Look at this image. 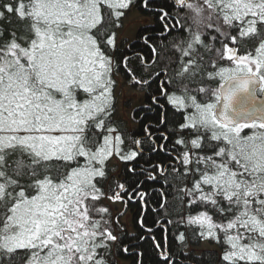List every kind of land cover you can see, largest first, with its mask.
<instances>
[{
  "label": "snow or ice",
  "instance_id": "snow-or-ice-1",
  "mask_svg": "<svg viewBox=\"0 0 264 264\" xmlns=\"http://www.w3.org/2000/svg\"><path fill=\"white\" fill-rule=\"evenodd\" d=\"M201 242L264 264V0H0V264Z\"/></svg>",
  "mask_w": 264,
  "mask_h": 264
},
{
  "label": "rangeland",
  "instance_id": "rangeland-1",
  "mask_svg": "<svg viewBox=\"0 0 264 264\" xmlns=\"http://www.w3.org/2000/svg\"><path fill=\"white\" fill-rule=\"evenodd\" d=\"M143 16H144L143 13H141L140 11H134L132 14H130L129 19L127 21H125V26H126V29L128 31L130 38H131L133 31L137 27L139 19ZM139 102H140L139 94H136L132 97V101L128 105V107L131 108L133 105H136ZM126 112H127L126 109H120L118 106V116H120L121 118H125ZM129 126H131L130 123H129ZM194 248H195L197 253H199L200 249H205V251H215L217 253H219V251H220V249L213 243L201 242L199 246L194 247Z\"/></svg>",
  "mask_w": 264,
  "mask_h": 264
},
{
  "label": "trees",
  "instance_id": "trees-1",
  "mask_svg": "<svg viewBox=\"0 0 264 264\" xmlns=\"http://www.w3.org/2000/svg\"><path fill=\"white\" fill-rule=\"evenodd\" d=\"M141 13H143L142 11H140ZM143 15H146L145 13H143ZM139 115V114H138ZM174 233V229H173V232H170V239H171V236L172 234ZM214 244V243H213ZM200 244L198 245H193V247H197L199 246ZM176 251H187L186 248L184 249H181L179 245H177ZM218 254L217 252L215 251H204L203 253V264H218V260H217V255ZM128 259L130 260L131 259V256L130 254H128ZM177 259L178 260H181L182 257L180 256H177ZM153 261H154V257L151 255V253H149L146 257H145V264H153Z\"/></svg>",
  "mask_w": 264,
  "mask_h": 264
}]
</instances>
